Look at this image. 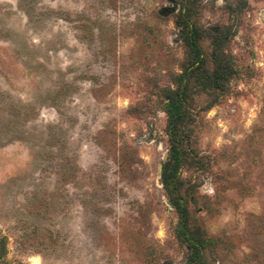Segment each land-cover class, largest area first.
<instances>
[{"label": "rangeland", "instance_id": "rangeland-1", "mask_svg": "<svg viewBox=\"0 0 264 264\" xmlns=\"http://www.w3.org/2000/svg\"><path fill=\"white\" fill-rule=\"evenodd\" d=\"M0 264H264V0H0Z\"/></svg>", "mask_w": 264, "mask_h": 264}, {"label": "trees", "instance_id": "trees-1", "mask_svg": "<svg viewBox=\"0 0 264 264\" xmlns=\"http://www.w3.org/2000/svg\"><path fill=\"white\" fill-rule=\"evenodd\" d=\"M185 14L182 10L179 13V25L182 28V37L185 40L187 46L188 62L190 63L189 69L190 72L197 70L202 65V54L199 47V44L196 39V30L190 27L188 22H185L182 16ZM223 37L219 34H216L214 38L213 45L215 46L212 50V60L214 63V69L212 72L207 74V79L209 83L217 88H224L225 83L228 81L231 73L230 70V60L225 56V51L222 45ZM187 70V72H188ZM192 70V71H191ZM169 103H168V115H169V124L168 130L171 137V150L169 159L165 163V168L163 174L165 175L164 184L169 191H172L174 186L177 184V178L175 177L179 142L184 136V128L186 121V107L185 103L187 102V95L185 91V86L181 83L176 89L171 90L167 94ZM194 246V245H193ZM195 247V246H194ZM196 257L198 258V249H195Z\"/></svg>", "mask_w": 264, "mask_h": 264}]
</instances>
